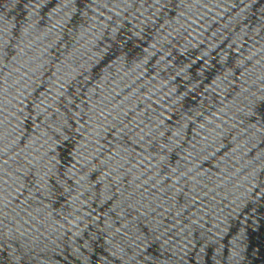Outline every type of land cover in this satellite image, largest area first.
<instances>
[{
  "label": "water",
  "instance_id": "obj_1",
  "mask_svg": "<svg viewBox=\"0 0 264 264\" xmlns=\"http://www.w3.org/2000/svg\"><path fill=\"white\" fill-rule=\"evenodd\" d=\"M0 264H264V0H0Z\"/></svg>",
  "mask_w": 264,
  "mask_h": 264
}]
</instances>
